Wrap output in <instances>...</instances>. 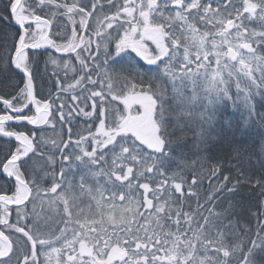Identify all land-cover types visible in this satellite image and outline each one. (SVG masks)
<instances>
[{
	"label": "snow or ice",
	"instance_id": "obj_1",
	"mask_svg": "<svg viewBox=\"0 0 264 264\" xmlns=\"http://www.w3.org/2000/svg\"><path fill=\"white\" fill-rule=\"evenodd\" d=\"M0 264H264V0H0Z\"/></svg>",
	"mask_w": 264,
	"mask_h": 264
},
{
	"label": "trees",
	"instance_id": "obj_2",
	"mask_svg": "<svg viewBox=\"0 0 264 264\" xmlns=\"http://www.w3.org/2000/svg\"><path fill=\"white\" fill-rule=\"evenodd\" d=\"M239 114L237 113V114H235V116H238ZM225 116L226 117H228L229 119H233V118H235L234 117V115H233V113H232V110L231 109H229L226 113H225ZM255 223V221H253V224Z\"/></svg>",
	"mask_w": 264,
	"mask_h": 264
}]
</instances>
